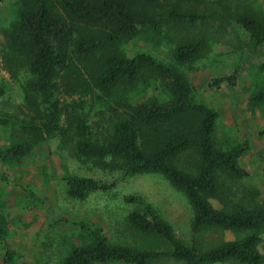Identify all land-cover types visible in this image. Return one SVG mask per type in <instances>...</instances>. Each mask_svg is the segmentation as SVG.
I'll return each instance as SVG.
<instances>
[{"label": "trees", "instance_id": "1", "mask_svg": "<svg viewBox=\"0 0 264 264\" xmlns=\"http://www.w3.org/2000/svg\"><path fill=\"white\" fill-rule=\"evenodd\" d=\"M203 1L19 0L13 18L1 29L5 68L12 76L19 68L25 70L23 96L35 112L29 120L16 121L22 131L34 140L62 134L64 114L76 135L77 157L118 168L125 175L162 173L189 200L194 230L213 226L252 231L201 250L179 240L172 225L143 196L126 194L124 202L133 206L126 216L128 223L138 232L161 238L168 249L157 251L112 243L100 228L80 223L86 241L73 245L58 264L114 260L150 264L160 256L185 264L261 262L256 231L264 224V209L235 205L225 210L211 203V198L224 192L225 179L247 175L239 163L247 144L242 142L229 150L216 147L213 131L218 113L192 100L191 85L185 75L148 53L128 55L122 49V44L142 29L153 34L178 32L181 39L173 48L172 57L180 64L192 62L205 43V30H197V23L204 22V14L196 11ZM224 11L226 18L246 32L254 49L264 44L263 17L247 8L227 7ZM259 67L264 70V60ZM237 71L235 67L232 74L213 78L212 83H234ZM146 83H154L159 95H139L137 85ZM60 86L68 94L97 96L104 112L111 116L106 129L94 134L76 114L75 103L60 104ZM248 99L252 104L264 103V86L251 91ZM259 133L264 135V126ZM30 148V142L17 141L0 149V158L19 159ZM184 151L195 154L194 173L175 163ZM261 163L264 170V153ZM65 183L68 195L76 199L109 186L93 178L72 175L65 176ZM14 254L6 246L4 259L11 261Z\"/></svg>", "mask_w": 264, "mask_h": 264}, {"label": "rangeland", "instance_id": "2", "mask_svg": "<svg viewBox=\"0 0 264 264\" xmlns=\"http://www.w3.org/2000/svg\"><path fill=\"white\" fill-rule=\"evenodd\" d=\"M19 0H0V149L17 141L31 143L27 154L19 159L0 158V264H58L69 249L86 241L80 223L100 228L112 243L140 249L165 251L168 244L154 234L141 233L127 221L133 206L123 196L140 194L155 212L168 221L175 236L187 245L205 249L226 240L251 233V230H226L207 226L196 231L192 227L193 211L185 193L162 173L142 172L125 175L118 168L99 165L91 159L76 156L75 132L62 114L64 133L33 139L17 122L29 120L35 112L25 102L22 83L26 72L19 68L16 76L4 64L1 29L13 18ZM196 10L204 14L197 30H205V43L199 56L187 64L177 63L172 50L181 39L178 32L153 34L145 29L122 44L125 54L145 52L157 60L174 66L191 85V97L218 113L213 131L216 147L229 150L245 142L246 150L239 158L247 171L242 178L224 180L225 190L211 198L215 208L230 210L235 205L264 209V103L252 104L249 93L264 86V44L254 49L246 32L226 18L225 8L248 9L264 18V0H204ZM237 67L236 81L212 83L213 78L232 74ZM141 96H158L154 83L138 84ZM60 104L75 103L76 114L99 134L107 127L110 114L104 112L100 99L90 93L57 91ZM79 118V119H80ZM77 120V119H76ZM74 123V122H73ZM187 172H195V154L184 151L175 160ZM89 177L109 184L105 189L88 193L82 199L67 193L65 176ZM260 237L258 249L264 264V224L256 231ZM15 252L11 261L4 259L5 248ZM100 264H133L114 260ZM150 264H185L182 260L160 256ZM214 264H243L226 260Z\"/></svg>", "mask_w": 264, "mask_h": 264}]
</instances>
